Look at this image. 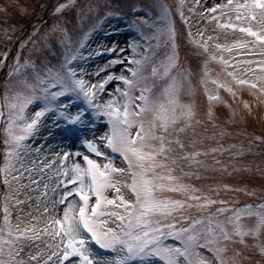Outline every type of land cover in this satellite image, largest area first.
<instances>
[{
	"label": "snow or ice",
	"instance_id": "obj_1",
	"mask_svg": "<svg viewBox=\"0 0 264 264\" xmlns=\"http://www.w3.org/2000/svg\"><path fill=\"white\" fill-rule=\"evenodd\" d=\"M17 6L16 0H5L0 12L7 13ZM67 6L60 3L54 12L62 13ZM103 7L107 9L108 5ZM168 11L164 8V23L156 27L151 37H145L147 51L127 63L123 56L108 59L103 67H97L94 82L85 78L90 75L86 69L79 68L78 74L73 66L74 61L83 58L80 49L85 47L91 32L84 34L76 49H69L62 40L65 55L63 62L55 65L45 62V56L23 64L16 58L8 76L9 80L14 75L20 79L6 83L4 103L0 104L4 143L8 145L0 169V183L4 186L0 202V264H193V256L197 264H240L237 257L225 256L229 242L247 245L245 236H259L264 228V204L257 208L246 205L224 220L212 216L191 219L186 215L189 209L207 210L226 201L206 194L189 196V200L200 202L197 204L157 196L158 190L165 189L199 191L189 184L164 183L176 180L169 164L177 160L170 155L174 151L172 145L184 148L179 136L192 127L195 115L190 105L179 100L192 72L181 68L178 34L174 22L167 18ZM208 11L218 12L210 19L216 20L219 27L239 29L255 38V42L239 41L231 47L218 44V49L231 53L234 47L254 49L256 42L264 44V0H226ZM180 15L183 19L182 11ZM225 16L227 21L222 19ZM253 23L261 27L254 28ZM189 37L194 47L208 52V44L192 37L191 29ZM161 41L167 51L157 63L158 53L153 46L155 42L160 47ZM132 47L135 51V42ZM117 50L111 45H100L89 56L103 57L104 53ZM236 54L264 56L254 51ZM212 59L226 65L229 75L241 85L258 86L237 76L238 65H248L244 71L254 76L257 70L264 72V58L237 61L214 54ZM204 73L208 75L207 62ZM262 78L257 76V80ZM117 81L122 85L115 83L110 98L101 102L109 85ZM101 116L108 118L103 128L94 122ZM181 121L185 123L181 125ZM37 137L43 143L33 147ZM113 154H118L122 166L117 165ZM192 155L200 153L180 158ZM113 190L115 196L109 194ZM216 211L223 214L228 209L221 207ZM244 215L259 217L254 230L240 225ZM179 217L189 222L182 223ZM228 224L234 227L229 229ZM169 237L180 243L170 245ZM259 253L264 257V243L259 245Z\"/></svg>",
	"mask_w": 264,
	"mask_h": 264
},
{
	"label": "rangeland",
	"instance_id": "obj_2",
	"mask_svg": "<svg viewBox=\"0 0 264 264\" xmlns=\"http://www.w3.org/2000/svg\"><path fill=\"white\" fill-rule=\"evenodd\" d=\"M52 0H16L17 7L10 8L7 13L0 12V65L6 63L11 56L12 42L17 33L29 20L38 18L48 9ZM5 0H0L3 4ZM60 3L68 6L62 13H55L54 9ZM217 3H226V0H60L47 18L39 24L30 35L21 41L17 50L12 54V64L16 58H20L21 64L27 60L36 61L37 56H45L46 61H51L53 65L57 61L63 62L65 55L64 40L69 49L79 48L80 41L85 33L91 32L85 47L80 49L83 58L73 62V66L84 68L90 74L85 77L93 82L97 79L94 75L97 67H103L107 60L117 56L127 57L130 61L133 56L139 58L142 51H147L148 42L145 37H151L158 25L164 23L161 19L164 8L169 11L167 18L173 22L179 20L178 43L180 45L181 68L190 69L192 72L190 83L186 80L184 89L179 94L182 104L190 105L195 113L192 120V127L185 133L180 134V142L184 148H179L175 143L172 145L173 152L170 155L177 158L176 163L169 164L174 168L171 174L176 177L175 181H165V184H189L199 189L194 193L172 192L167 189L157 191V196L162 198H172L186 200L189 203L197 204L199 201L189 200V196L204 195L217 201H226L225 204L211 205L207 210L193 207L186 213L191 219L200 217H219L224 220L231 217L233 212L243 209L246 205L257 208L264 204V78L257 80V76L264 77V72L257 70V76L246 73L244 69L248 65H238L236 67L237 76L241 79L251 80L257 87L251 84H239L236 78L229 75L230 69L219 60H213L212 55L222 54L225 58H234L237 61L247 59L260 60L264 56H242L238 52L254 51L264 53V44L256 42V47L238 48L234 47L233 52L217 48L218 44L233 46L239 41L255 42V38L240 32L239 29L221 28L216 20L210 17L218 15L208 11ZM108 5L107 9L103 6ZM184 18H181L180 12ZM113 13L108 15V13ZM185 19L187 23H185ZM227 21V16L222 18ZM238 23V22H237ZM151 26V27H150ZM176 30H177V25ZM184 26V27H181ZM254 28L259 29L261 25L253 23ZM54 28L58 30H53ZM6 29L10 31L5 32ZM189 29L192 37L207 43L209 50L205 52L202 48H196L190 43ZM200 33L204 35L201 36ZM211 36L212 39L207 38ZM70 37V39H67ZM137 45L133 51V43ZM161 46L153 51L158 53L155 62L163 59L165 52L163 41ZM100 45H111L117 47L115 53H104V56H89L90 52L98 49ZM11 46V47H10ZM119 49H124L121 52ZM205 62H207L208 75L204 73ZM131 66V65H130ZM151 66H149L150 68ZM1 69V68H0ZM119 74V67L117 68ZM127 74V73H126ZM104 73H101L103 76ZM6 80L0 86L2 98L7 91L6 83H14L20 79L14 75L9 80L8 73ZM33 76L30 72L29 79ZM213 81H218L214 83ZM151 82V81H149ZM114 82L109 85V92L100 99L106 101L114 90ZM159 85L161 82L156 81ZM224 86L221 87L220 85ZM231 88V91L228 89ZM16 90H23L17 88ZM219 97L210 99V97ZM63 99V98H62ZM33 111L32 106L28 112ZM5 116L7 108H4ZM108 118L101 116L94 122L98 127L103 128L107 124ZM185 121H181V125ZM4 121L0 119V169L3 168L4 157L8 145L4 143L6 134L3 130ZM106 130V129H105ZM43 143L39 137L32 142ZM215 149V151H213ZM200 153V155L189 156L188 159L180 157L186 154ZM94 156V154H92ZM102 159V158H100ZM114 159L118 166L123 162L115 154ZM72 157H69V164ZM3 173L0 171V180ZM3 185L0 183V202L3 201ZM127 189H125V192ZM254 193V194H253ZM115 196L114 190L109 193ZM225 207L226 213H218V208ZM16 213L13 212V216ZM115 219V218H113ZM182 223H187L183 217H179ZM259 217L256 215H244L240 218V225L245 229H255ZM2 223V218H0ZM110 226L111 222H110ZM232 229L234 225L228 224ZM247 245L239 242H229L226 257H237L240 264H264V257L259 253V245L264 243V228L260 230L259 236L249 234L243 238ZM239 238L237 237V241ZM170 245H178L180 242L172 237L167 239ZM204 255H208L207 249L203 250ZM193 264H197V258L192 257Z\"/></svg>",
	"mask_w": 264,
	"mask_h": 264
},
{
	"label": "water",
	"instance_id": "obj_3",
	"mask_svg": "<svg viewBox=\"0 0 264 264\" xmlns=\"http://www.w3.org/2000/svg\"><path fill=\"white\" fill-rule=\"evenodd\" d=\"M30 30V27L28 28V30L27 31H29ZM3 75V74H2Z\"/></svg>",
	"mask_w": 264,
	"mask_h": 264
},
{
	"label": "bare ground",
	"instance_id": "obj_4",
	"mask_svg": "<svg viewBox=\"0 0 264 264\" xmlns=\"http://www.w3.org/2000/svg\"><path fill=\"white\" fill-rule=\"evenodd\" d=\"M10 64H11V63H10ZM10 64H9V65H10ZM9 65H8V66H9Z\"/></svg>",
	"mask_w": 264,
	"mask_h": 264
}]
</instances>
